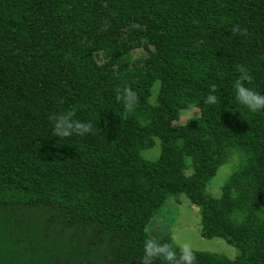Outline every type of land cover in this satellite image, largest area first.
<instances>
[{
    "label": "trees",
    "instance_id": "1",
    "mask_svg": "<svg viewBox=\"0 0 264 264\" xmlns=\"http://www.w3.org/2000/svg\"><path fill=\"white\" fill-rule=\"evenodd\" d=\"M237 65L264 94V0H0V264H188L147 230L179 193L204 238L240 252L188 249L191 264H264V110L235 100ZM68 111L92 132L53 136L49 117Z\"/></svg>",
    "mask_w": 264,
    "mask_h": 264
},
{
    "label": "rangeland",
    "instance_id": "2",
    "mask_svg": "<svg viewBox=\"0 0 264 264\" xmlns=\"http://www.w3.org/2000/svg\"><path fill=\"white\" fill-rule=\"evenodd\" d=\"M132 55L136 58L144 57L147 55V51L138 49ZM150 101L155 104L157 97L152 100L150 96ZM199 115L200 110L195 108L183 116L179 123H185L187 119ZM161 146V139L156 137L153 147L142 151L143 157L148 160H157L161 154ZM238 161L239 158L234 156L219 168L217 175L207 185V190L211 195L219 197L222 194V186L235 169ZM147 230L156 238L171 234L178 245L191 250L221 253L231 259L236 258L240 253L238 248L223 238H204L201 235L200 211L183 193L169 196L159 213L150 221Z\"/></svg>",
    "mask_w": 264,
    "mask_h": 264
},
{
    "label": "clouds",
    "instance_id": "3",
    "mask_svg": "<svg viewBox=\"0 0 264 264\" xmlns=\"http://www.w3.org/2000/svg\"><path fill=\"white\" fill-rule=\"evenodd\" d=\"M135 27V25H134ZM232 32L236 34H244L243 29L239 25L232 27ZM237 70L240 75L232 82V88L235 94V100L243 105L249 112L256 113L260 110H264V94L258 93L252 88L245 86V81L248 79V71L244 65H237ZM216 86L210 87L209 94L205 97V103L215 105L218 102V97L211 94L215 91ZM160 92V81L156 80L151 88V99L154 100ZM116 99L120 101L123 99L125 111H130L136 103V94L130 88H123L117 90ZM74 112H62L55 113L49 117L51 122L52 135L59 137L60 139L69 138L73 136L84 137L90 134L93 130L90 122H84L74 118ZM151 245L146 246V251L150 252ZM147 259V258H146ZM182 259L188 261L191 264L193 256L191 252L185 248L183 249Z\"/></svg>",
    "mask_w": 264,
    "mask_h": 264
}]
</instances>
